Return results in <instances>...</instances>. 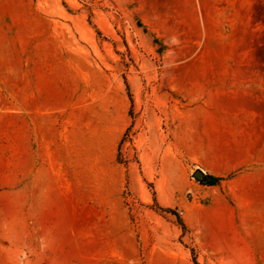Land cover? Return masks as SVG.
Listing matches in <instances>:
<instances>
[{"label":"rangeland","instance_id":"374dc122","mask_svg":"<svg viewBox=\"0 0 264 264\" xmlns=\"http://www.w3.org/2000/svg\"><path fill=\"white\" fill-rule=\"evenodd\" d=\"M260 172L264 0H0V264H264Z\"/></svg>","mask_w":264,"mask_h":264},{"label":"bare ground","instance_id":"6f19581e","mask_svg":"<svg viewBox=\"0 0 264 264\" xmlns=\"http://www.w3.org/2000/svg\"><path fill=\"white\" fill-rule=\"evenodd\" d=\"M245 101H246V100H245ZM246 103H247V102H246ZM247 104H248V103H247ZM249 105H250V107L253 108V109H260V106H257V105H255L254 103H249ZM263 175H264V173H261V172H260V173H256L255 175H251V176H249V177L251 178L252 176L255 177V176H263ZM250 178H249V179H250ZM251 179H253V178H251ZM245 180H246V179H245ZM160 188H161V187H160ZM161 191H162V190H161ZM163 191H164V190H163ZM163 191H162V192H163ZM164 196H165V195H164Z\"/></svg>","mask_w":264,"mask_h":264},{"label":"water","instance_id":"95a60500","mask_svg":"<svg viewBox=\"0 0 264 264\" xmlns=\"http://www.w3.org/2000/svg\"><path fill=\"white\" fill-rule=\"evenodd\" d=\"M196 177L199 179H202L204 177V172L202 170H199L196 172Z\"/></svg>","mask_w":264,"mask_h":264},{"label":"trees","instance_id":"16d2710c","mask_svg":"<svg viewBox=\"0 0 264 264\" xmlns=\"http://www.w3.org/2000/svg\"><path fill=\"white\" fill-rule=\"evenodd\" d=\"M218 181H219V179L217 177H214V178H212L211 184H215Z\"/></svg>","mask_w":264,"mask_h":264}]
</instances>
